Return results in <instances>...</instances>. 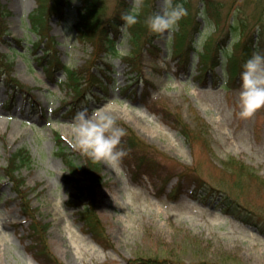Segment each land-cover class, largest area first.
Masks as SVG:
<instances>
[{
    "label": "rangeland",
    "instance_id": "rangeland-1",
    "mask_svg": "<svg viewBox=\"0 0 264 264\" xmlns=\"http://www.w3.org/2000/svg\"><path fill=\"white\" fill-rule=\"evenodd\" d=\"M0 1L7 23V30L0 35V52L8 57V67H2L6 73L0 74V264H144L153 255L162 260L167 256L173 264H264V233L223 209L222 195L215 194L219 193L216 189L224 191L219 188L218 179L226 176V171L216 170L206 162L210 158L214 164L222 165L234 156L264 178V109L251 118H241V78L224 86L227 74L225 65L220 64L205 79L200 76L201 62L195 56L196 50H203V41L220 43L223 59L225 54L237 50L236 43L243 42L247 34L253 33L257 38V24L264 25V0H186L191 3L199 26L193 41L188 38L186 44L193 42L195 47L191 56L195 69L190 65L184 70L179 67L178 56L170 55L171 32L157 37L154 44L158 48L149 44L143 47L139 60L142 78H137L119 55L99 59L92 54L93 42L83 41L78 31V0H71V6H66L65 17L51 16L48 30L44 28L41 33L32 27L30 18L38 0ZM118 2L106 0L104 20L113 17ZM127 2L133 8L136 5V0ZM152 3L155 13L164 11V0ZM218 20L219 27L214 23ZM47 31L56 41L61 63L79 67L87 62L91 72L105 81L91 88L94 94L87 107L79 105L77 114L92 116L108 111L116 124L127 123L141 136L161 165L190 170L191 176L199 178L197 182L204 183L214 195L207 197L206 189L202 195L194 194L195 181L189 177L180 180L183 192L170 198L166 192L158 191L147 174L134 179L133 166L126 156L115 167L100 162L104 182L96 188L94 204L85 195H75L78 184L86 186L90 181L80 171L75 172L77 180L70 178L68 163L59 152L56 132L66 138L63 146L69 157L73 154L77 163H83V152L75 142L77 120L65 117L77 107L68 102L71 95L61 84L65 71L50 68L47 56L41 59L52 46L50 40L44 39L33 49L34 42ZM116 41L119 52L128 58L139 53L127 31L121 32ZM104 52L100 53L106 56ZM9 74L31 87L45 116L30 110L21 91L14 104H7L11 92L7 85ZM174 114L181 115L196 133L203 127L205 141L200 136L196 142L186 140L174 123ZM20 148L28 150L32 160L17 168L16 173L21 174L26 186L34 188L28 197L36 210L35 218L50 221L45 239L56 257L50 263L36 259L28 249L29 219L25 221L8 176L1 169L8 164L11 153ZM176 181L177 177L172 179L168 189ZM250 182L246 197L238 194V200L253 210L264 225L260 182ZM86 207L96 215L100 230L102 224L106 239L103 234L96 236L82 217ZM21 221L25 223L19 224ZM39 227L37 223L36 228Z\"/></svg>",
    "mask_w": 264,
    "mask_h": 264
},
{
    "label": "trees",
    "instance_id": "trees-1",
    "mask_svg": "<svg viewBox=\"0 0 264 264\" xmlns=\"http://www.w3.org/2000/svg\"><path fill=\"white\" fill-rule=\"evenodd\" d=\"M67 1L68 0H39L38 8L31 14L33 28L40 33L44 28L48 30L47 17L49 18L54 14L64 17L66 15L65 4ZM80 1L81 6L77 9V13L79 14L77 27L82 39L91 40L93 42L95 50L92 54L96 57H100L102 55L100 53L102 50L105 51V54H118L119 49L117 47L116 37L120 35L122 25L125 23L121 19V16L132 10L130 4L126 0H119L118 9L115 14L112 15L113 17L104 20V17L106 16V10L108 9L106 0ZM175 4H183V6L188 11V15L180 20V31L175 32L176 43L174 45L175 54L179 55L181 58L184 57L183 53L188 55L187 60L183 62L184 66H187L189 61V52L192 49V45L189 44L187 47L186 45H183L185 42L184 39L187 37L192 39L199 26L196 15L190 13V8L192 7L190 2L185 0H173V5ZM4 8V5L0 1V35L3 30H7V23L4 19ZM154 14L156 13L155 9H153L152 0H143L142 6L140 7L138 23L126 28L130 36V41L134 45V49L138 50L137 52L139 53L137 56L133 55L131 58H128V56L125 55L124 60L128 63V66H130V70L136 72L138 78H141L143 74L142 62L139 63L143 45L149 44V46H152V48L157 47L153 43V40L156 36H158V34L153 33L146 23L147 18ZM261 27L262 34H260L261 41L259 44L255 45L254 36L250 34L247 36V38H245V40H243V42L239 41L236 43L237 50L226 57V74L228 77L223 83L224 86L233 85L235 83V79H237L238 76L241 77L243 65L249 58H251L254 53L262 54L263 49L260 48V46H264V25L261 24ZM45 35H47L48 40H50L52 43V46L49 47L50 49L45 52L48 58V65L52 69H57L60 66L65 68L67 79L64 82V85L66 86L67 91L69 90L68 92L71 95V98L68 102H74V104L77 106L76 109L72 111L75 113V111L79 108V105L85 103V98H88V92L92 90L91 88L95 84H101L103 81L99 76L91 72V67L86 65L87 62L79 67H70L61 63L56 52V41L54 40V37L51 36L48 31ZM111 35L113 36L112 38ZM245 35L246 32L243 33V36ZM242 38L244 37H241V39ZM203 43L205 44V52L200 53V55L202 54L201 60L203 63L202 72H205L208 69L214 70L215 66L220 62L218 57L220 43L214 45L209 40L204 41ZM35 46H38V43H36ZM213 50L215 51L213 52ZM262 55H264V52ZM7 63L8 57L6 53L0 52V74L6 73L3 71L2 67L7 66ZM8 78L9 86L14 89H18L19 87L26 88L25 90L31 96H34V93L31 92V87L21 83L17 78L11 76L10 74L8 75ZM40 104L41 103L39 102V105ZM41 112L43 111L41 110ZM173 119L175 125L180 128V131L183 133L186 140L189 142H196L197 137L200 136L205 141L203 127H199V130L196 133V130L192 129L190 125L184 121L181 115L174 114ZM117 126L123 128L126 131V135L121 140L120 147L127 152L126 157H128V164H132L133 166L132 173L134 179L147 174L151 177L154 184H156L159 192H166L169 182L175 176H177V183H175V185H173L172 188L166 193L168 197L176 198L183 192L181 190L183 184L180 180H187L189 177H191V180L195 181L196 183V188L194 190L195 193L200 192L202 195L203 191L206 189L208 197L212 194L214 195L212 191L210 192L205 187L204 183L197 182L199 178L194 179L191 176L190 170H179L176 167L166 168L164 165H161L162 162L153 157L141 136L138 135L136 131L127 123L121 124L120 121H117ZM57 139L60 144V153L65 156V159L71 170L70 173L72 174L77 170H81L84 174V177L88 178L90 181L86 186L77 185L78 192L75 193V195L78 197L85 195L94 204V193L96 188L100 183L104 182V175L102 173V166L100 162H94L90 157L83 154L84 161L82 164H78L73 158V155L69 157L70 155H68V153L65 151L64 146L61 145L64 141V138L59 133L57 134ZM204 145L206 147V142H204ZM31 160L32 159L29 151L25 148H20L17 151L11 153V155L8 157V164L2 167V170L5 175L8 176V180H10L12 183L11 188L17 193L16 198L19 200L22 212L32 220L30 226L32 229V234L36 236V240L35 243H32L29 246V250L34 252L36 259L41 260L44 263H50L56 257L50 251L45 239V232L46 228L49 227V222H42L35 218L33 211L36 210L31 207V199L28 197L30 189L34 188L26 186L24 178L20 177L21 174L19 173L18 175L16 173L17 168H20L22 165L29 164ZM206 162L213 165L214 169L216 170L226 171V176H224L222 179H218L220 181L218 186L224 191L216 189L219 190V193L215 194L222 195L221 200L224 203L226 212L233 214L243 222L256 225L258 230L264 233V225L260 220L257 219V214L255 216V213H252L253 210L238 200V194L243 195L244 198L246 197L247 193L249 192L248 186L251 183L250 181L256 182L257 180L260 182L259 189L263 194L262 199L264 200V178L256 173L255 170L253 171L248 164L234 156H230L223 162L222 165H218L216 163L214 164L210 158H208ZM199 164L200 166H203L200 162ZM210 172L213 174L212 171ZM72 178L76 179L73 175ZM200 188L201 191H199ZM233 189L236 191V194ZM231 192H233V197L230 196ZM82 217L85 218L88 226L94 231L96 236H102L103 234L104 239H106V234L103 233L102 224L100 230V222L98 219H96V215L92 214L89 207H86L85 213L82 214ZM252 218L254 219L252 220ZM37 223L41 225L39 229L36 228ZM164 257L165 259L162 260L159 259L160 256L153 255V257L145 260L144 264H173V261L169 262L167 256Z\"/></svg>",
    "mask_w": 264,
    "mask_h": 264
},
{
    "label": "clouds",
    "instance_id": "clouds-1",
    "mask_svg": "<svg viewBox=\"0 0 264 264\" xmlns=\"http://www.w3.org/2000/svg\"><path fill=\"white\" fill-rule=\"evenodd\" d=\"M143 0H136L134 8L121 16L125 22L123 28L138 23ZM165 9L147 18L150 30L165 35L179 27V21L188 15L183 4L173 5V0H164ZM196 47H200L197 41ZM123 57L124 52H119ZM241 91L239 94L240 117L248 119L264 109V55L254 53L243 65L241 73ZM74 125L75 142L78 148L94 162H103L113 167L127 155L120 147L126 131L118 127L116 120L108 111H100L92 116L78 113Z\"/></svg>",
    "mask_w": 264,
    "mask_h": 264
}]
</instances>
